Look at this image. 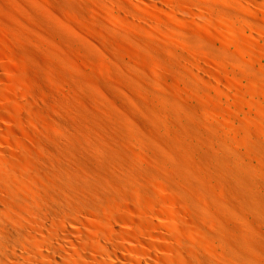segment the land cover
Instances as JSON below:
<instances>
[{
	"label": "bare ground",
	"instance_id": "1",
	"mask_svg": "<svg viewBox=\"0 0 264 264\" xmlns=\"http://www.w3.org/2000/svg\"><path fill=\"white\" fill-rule=\"evenodd\" d=\"M0 264H264V0H0Z\"/></svg>",
	"mask_w": 264,
	"mask_h": 264
}]
</instances>
